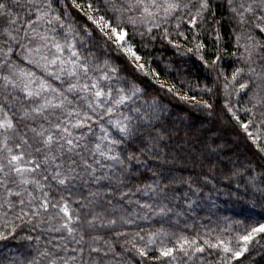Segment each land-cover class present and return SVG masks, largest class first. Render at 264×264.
Instances as JSON below:
<instances>
[{
    "label": "snow or ice",
    "instance_id": "1",
    "mask_svg": "<svg viewBox=\"0 0 264 264\" xmlns=\"http://www.w3.org/2000/svg\"><path fill=\"white\" fill-rule=\"evenodd\" d=\"M157 43L196 58L212 86L163 82ZM178 104L222 114L234 138L192 130ZM220 195L260 212L188 224ZM253 252L264 0H0V264H255Z\"/></svg>",
    "mask_w": 264,
    "mask_h": 264
},
{
    "label": "trees",
    "instance_id": "2",
    "mask_svg": "<svg viewBox=\"0 0 264 264\" xmlns=\"http://www.w3.org/2000/svg\"><path fill=\"white\" fill-rule=\"evenodd\" d=\"M152 55L153 57H160V60L154 63L153 67L157 68V71L161 74V80L166 84L175 82L177 77H179L191 82L194 87L197 85L202 87L204 84H208L210 87L212 86L210 78L206 77L204 69L201 68L200 62L196 58L178 56L173 48L160 43L155 45ZM228 63L229 62L226 61V67ZM168 65H171L173 69H179V71L175 75L171 73L166 75L162 69ZM181 94L185 93L182 92ZM200 98V95L197 94V99ZM173 103L176 102L174 101ZM175 112L181 117H186L185 125L190 126L192 130L199 129L202 125L208 126L214 124L215 127L220 130L218 133L219 135L224 136L226 139L234 138L232 126L228 124L227 118L222 114L218 115L216 120L210 121L205 117L203 112L190 110L188 106L184 104H178L175 108ZM249 211L259 213L260 209H250L247 205H243L239 202L234 203L232 199L224 195L214 196L213 201L206 202L203 208H197L195 213L190 215L187 222L189 225L196 226L197 228L201 224L206 227H215L218 222H223L225 218H231L233 220L241 219L243 215L247 214ZM209 217H211L210 220ZM14 248L15 245L10 242V249L14 250ZM252 255L255 264H264V253L253 252Z\"/></svg>",
    "mask_w": 264,
    "mask_h": 264
}]
</instances>
